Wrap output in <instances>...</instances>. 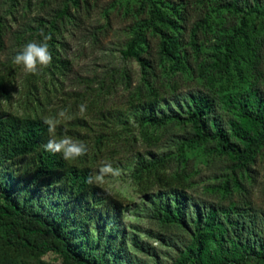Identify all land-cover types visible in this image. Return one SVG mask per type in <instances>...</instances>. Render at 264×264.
<instances>
[{"label":"trees","instance_id":"trees-1","mask_svg":"<svg viewBox=\"0 0 264 264\" xmlns=\"http://www.w3.org/2000/svg\"><path fill=\"white\" fill-rule=\"evenodd\" d=\"M18 1H0V264H166L136 238L135 252L148 259L129 253L121 226L133 200L85 182L141 141L169 149L127 162L135 193L150 198L147 214L159 223L152 237L174 251L168 264H264V212L251 176L264 156V0H113L104 13L130 21L122 58L142 72L121 104L110 103L118 69L108 67L117 72L100 88L89 79L78 91L57 86L71 71L62 41L75 26L73 9L88 2L65 0L52 18L28 23L19 15L31 0L22 8ZM41 30L51 35L52 62L29 74L12 58L42 41ZM15 104L22 113L10 111ZM61 110L66 116L50 134L43 119ZM63 136L83 142L87 154L65 161L41 148ZM211 159L227 174L194 194L189 161Z\"/></svg>","mask_w":264,"mask_h":264},{"label":"rangeland","instance_id":"rangeland-1","mask_svg":"<svg viewBox=\"0 0 264 264\" xmlns=\"http://www.w3.org/2000/svg\"><path fill=\"white\" fill-rule=\"evenodd\" d=\"M27 1L29 0L18 1L19 8L24 6L23 2L28 3ZM64 1L31 0V7L19 16L25 13L23 18L28 23L32 18H36L37 16H48L52 18V12L59 8ZM85 1L88 3L86 5L83 4L81 9H73L71 23L75 26L71 27V29L66 28L65 38L62 41L64 42L62 51L70 60L71 71L62 78L63 83L61 81L57 82V86L63 88L65 92L78 91L86 86V80L89 79V82L93 83L94 87L100 88V80L103 77H106L109 72L113 74L117 72L107 71L109 70L108 67L118 69L117 73L120 75V78L116 79L120 85L114 89L110 103L113 104L116 102L121 104L127 101L131 92L142 84V72L139 65L135 61H125L121 54L123 43L126 41L125 21H127V24H130V21L125 20V17L119 16L117 13H112L110 16L104 13V9L113 0H100V4H98V0ZM194 15H197V13H194ZM18 27L19 25L12 26L11 30L13 28L17 30ZM7 53L10 54V46L8 47ZM0 58H2L1 55ZM127 85L131 86V88L128 89ZM186 86L187 84L185 82L181 89L183 93L189 92L191 89ZM10 111L22 113V110L17 107V104ZM129 145L131 146V144ZM130 146L120 148L119 153L115 157L118 166L124 167L126 165L127 169L122 172L126 177L123 174L119 177L108 176L105 177L103 184L116 195L119 194L123 198L126 197L130 201L133 200L125 210L121 227H123L130 249L129 253L134 257V261L136 258L141 261L148 259L145 255L135 252L132 239L136 238L141 242H145L146 245H150L153 249L152 253L160 260L158 262L168 264L174 255V251L163 245L158 239L152 237V235L155 236L160 232V226L157 221L151 220L147 214L150 208V198L144 199V197H138L135 193V189L129 181L127 162L130 159L132 160L137 152L140 154L153 152L163 155L169 149L162 145L149 146L147 143H143V141L138 142L134 147L131 146L132 148ZM119 160H121L122 164H119ZM193 165L196 168L195 173L197 175L194 177L195 187L192 192L197 195L204 194L205 188L209 183H220L222 176L224 177L227 174L226 170L228 166L222 161L211 159L207 163L205 160H190L189 166L192 167ZM253 168L254 172L251 173V176L255 175L254 186H252L254 188V201L261 211L264 212V156L258 159V162ZM207 195L211 198H216L213 194ZM263 220L264 215L258 219L257 224L260 230L261 227L263 228ZM55 257V255L49 254L46 259L53 261ZM152 261L155 262V260Z\"/></svg>","mask_w":264,"mask_h":264},{"label":"clouds","instance_id":"clouds-1","mask_svg":"<svg viewBox=\"0 0 264 264\" xmlns=\"http://www.w3.org/2000/svg\"><path fill=\"white\" fill-rule=\"evenodd\" d=\"M40 35L43 40L40 42H27L20 51L12 58V63L22 67L23 71L29 74H37L40 68L48 67L52 62V55L49 51L48 41L51 35H47L41 30ZM86 105H79V112L83 115L86 112ZM66 112L61 110L57 117H45L43 124L47 126L50 134L54 133L57 125L60 123L59 118H64ZM41 148L48 153L60 154L65 161H73L87 154V147L81 141H76L69 136H63L59 139L50 138L47 143L42 144ZM122 170L114 168L110 163H105L96 173L90 174L86 178L88 184L103 183L105 177H119Z\"/></svg>","mask_w":264,"mask_h":264}]
</instances>
